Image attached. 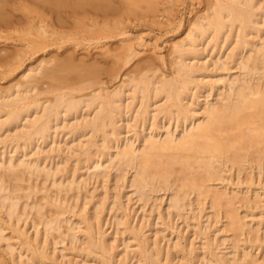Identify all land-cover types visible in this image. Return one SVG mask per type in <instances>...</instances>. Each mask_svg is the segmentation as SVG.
<instances>
[{"label":"bare ground","instance_id":"6f19581e","mask_svg":"<svg viewBox=\"0 0 264 264\" xmlns=\"http://www.w3.org/2000/svg\"><path fill=\"white\" fill-rule=\"evenodd\" d=\"M166 1L163 4L169 3L168 8L171 9L179 0ZM155 2L0 0V43L3 40L7 42L13 35L23 42L20 49L0 51V79L9 78L16 72L19 76L6 89L0 90V132L3 131L5 135L0 140L3 148V153L0 151V250L1 243L8 242L6 250L3 248L1 252L8 256L10 264L53 262L54 255L49 254L52 251L49 252V246L53 244L56 247L65 240H69V244H81V250L85 247L83 254L94 256L97 264H116V257L120 254L117 255L115 240L106 239L107 234L102 229L106 221L103 220L105 211L112 212L113 224L117 228L129 232L128 240L136 242V246L131 241H126L123 246L125 249L137 247L133 254L144 264H197L199 259L204 264H243L253 258L250 253L254 245H257V250L264 245L263 236V239L249 237L252 232L250 229L246 231L249 227L244 224L246 215L241 217L238 212L242 206L252 210L264 209V0L206 1L203 11L188 23L184 37L170 47L169 77L158 72V68H149L147 63L149 70L144 74L139 71V75L134 77L132 75L136 70L127 71L125 74L131 72L132 75L125 77L128 78L125 81L120 79L119 85L111 90L104 87L109 80L98 87L102 82L96 81L102 75L99 76L98 71L102 70L110 77L108 72L112 69L110 73L113 75L115 71L113 78L117 80L122 70L118 72L116 69L128 65L141 52L136 51L128 36L125 38L127 43L121 44L117 53L113 50L111 55L112 51L106 49L98 56L102 60L107 56L104 61L110 57L112 67H107L108 63L107 66L98 63L110 71H103V67L94 62L97 70L87 58L89 64L84 62L85 58H81L83 64L80 58L79 65V62L75 65L72 62L77 48L81 51L102 48L106 46L100 43L102 40H111L114 35L126 36L128 33L124 26L127 18L133 15L139 17L143 6L146 13L142 11V19H147V13L157 14L160 4ZM162 10L158 11L163 13ZM109 14L120 19L109 20ZM148 21L149 26L151 20ZM181 23L176 24L177 27ZM163 27L166 28V25ZM3 33L6 35L3 36ZM66 44L72 46L74 53L67 52L63 56L58 52L50 54L54 50H64ZM210 56L211 60H207ZM94 60L97 59L91 61ZM31 61L34 65L25 66L26 62ZM159 61L164 63L162 57ZM234 70L238 73H233L236 76L232 74V77L230 72ZM152 71L153 74L149 73ZM217 73L225 76L216 78L213 74ZM95 82L99 84L93 89ZM130 113V119L126 120ZM62 124L61 129H68L71 138L68 139L74 138V144L78 141L76 146L71 141L67 143L70 148L61 141L67 152L76 153L74 157V153L68 155L71 159L75 158L72 161L74 165H69V169L70 158L65 160L64 157L61 163L50 162L58 158L61 151L66 152L60 147L62 143L58 144L55 140V134ZM121 129H127L126 133L132 132V138L121 139ZM87 135L89 139L85 142L81 138ZM42 145H46V149H42ZM72 146L76 147L73 152ZM8 148L11 150L6 153ZM9 154L12 156H7ZM83 170L85 172L82 173ZM231 177L235 178L236 183H230ZM111 180L115 190L120 187L124 191L125 188L133 189L132 193L137 195L135 200L141 203V209L147 206H152L153 211L160 209L159 202L163 198L158 200L156 195L162 192L168 194L169 201L165 205L168 218L173 220L172 217H177L187 221V217L191 216L195 222L192 226L197 229L195 237L204 241L201 243L203 251L200 250L204 252L202 258H199L202 252L199 254V249L195 248L197 245L192 242L182 247L178 238L171 246L173 250L182 248L173 254L171 246L169 249L172 252L164 251L159 246L162 239L153 238L151 241L145 236L143 223H140L139 230L135 225L131 226L132 211L126 209L129 207L127 204L126 208L122 204L124 198L122 200L118 193L110 197L112 194L108 192L110 189L107 185ZM91 181L100 185L101 189L104 187L103 197L99 195L101 199H97V192H93L98 187L93 186L94 190L87 191ZM244 186L245 192L241 190ZM192 195L194 200L190 198ZM89 205H92L91 211ZM206 206L210 211L214 210L217 222L222 216L225 220L223 230L233 235L229 233L234 238L231 240L235 243L236 256L233 254L235 257L231 256V260L218 248L217 236L213 234L214 239H209L208 228L204 229L200 224L202 222H198ZM187 211L192 215L185 216ZM158 215L157 220L165 223L164 215ZM73 218L77 219L75 226L71 223ZM208 218L206 221H209ZM222 219L220 221L223 222ZM28 220L31 224H28ZM26 222L34 229L35 237L27 232ZM209 225L212 226L211 223ZM80 226L84 231L80 237L84 238L83 243H79ZM258 229L253 230V236ZM7 230L10 231V238L4 236ZM242 236L245 237L242 241L248 245L243 250V245H239V237ZM216 240L217 246L214 244ZM12 241L17 242L14 245ZM239 247L242 255L237 252ZM129 251H126L127 256ZM14 253L18 255V263ZM23 257L26 262L21 261ZM0 264L5 263L0 261Z\"/></svg>","mask_w":264,"mask_h":264},{"label":"rangeland","instance_id":"374dc122","mask_svg":"<svg viewBox=\"0 0 264 264\" xmlns=\"http://www.w3.org/2000/svg\"><path fill=\"white\" fill-rule=\"evenodd\" d=\"M151 1H157V2H155V3H158V4H160V5H158L159 7H157V14L158 15H160V16H163V18H161L160 16H159V19H157V14L156 13H154L155 15H153V13H150V14H152L151 16H150V14H148L147 13V15L145 16V17H147V19L146 18H144V19H142L143 17L141 16L140 17V15H141V13H142V11L144 12V13H146L145 12V9H144V6L141 8V9H143V10H141L140 12L141 13H139V17H137L138 15H133V16H130V17H128L127 18V20H126V24H125V30L127 31V33L129 34H126V36H123V37H121V36H118V35H114L113 37H115L116 39H114L113 37L111 38V40H109V39H106L105 41H101L100 43H102V45H106V46H102V48L104 49V50H102V48H95V49H88L87 51L85 50V51H81V49H79V48H77V49H75V53H74V50H73V48H72V46H70V45H67L66 44V47L64 48V50H61V51H52V53H50L51 55H55V53L56 52H58L60 55H64V54H66L67 52H71V53H74L75 55H74V57H75V60H72V62H73V64L74 63H78L77 65H79L80 64V61H79V58H80V60H81V63H82V59L81 58H85L84 59V62L86 63V61L87 60H89V61H87L88 62V64L90 63V64H92V66L93 67H95L94 65H96L94 62H97V66H100L101 64L100 63H103V65H106L107 66V63H108V66L107 67H109V65L112 67L113 66V63H111L110 64V62H112V60H110V57L108 58L109 60H105L104 61V58H106V57H104V55H103V60L102 59H100V57H98V56H101V54L103 53V51H105L106 49H108L110 52H111V55H112V53L115 51V53H117V51H118V48L119 47H121L124 43H127V42H125V38L127 37V38H130L132 41H131V43L132 44H134L135 45V48H136V51L139 53L140 51V53L138 54V56L137 57H135L133 60H131L130 61V63H128V65H126L125 67L124 66H122L121 68H120V66H117V67H119L120 68V70L119 69H116V67H114V69H116L118 72H120L121 70V72H120V74L116 71V73H118L119 75H118V79L116 80L115 78H113V77H115V76H113L114 75V72H113V75H112V73H110V72H112V69H108L110 72H108V76H110V77H107L106 75L107 74H105V72L104 73H102V70H100V71H98L99 72V76H100V74H102L99 78H98V80H96V81H102L103 82V84H102V82H101V84H99V83H97L96 84V82H95V84H93V86H92V88L93 87H95L96 88V86L98 85V87H102V85H104L105 84V82L106 81H108L109 80V82H106V85H107V87H106V85H104V87L105 88H107V89H112V88H114V86L116 87L117 85H119L118 83L120 82V79H122L121 81H125V79L127 80L128 78H125V77H128L129 76V74L134 70H136L134 73H133V75L132 74H130V76L132 75V76H138L139 74H137V72H139L140 71V73L142 74V71H143V74L145 73V71H147V70H149L148 69V66H147V63H148V65H149V68H151V66L153 67L152 69H155L156 68V70H157V68H158V72H161V73H163L165 76H167V77H169L170 76V72H171V67H169L170 66V62H171V57H170V47H171V45L173 44V43H175V42H178V41H180L183 37H184V35H185V32H186V30H187V25H188V23L190 22V20L192 21V18L194 19V17L195 16H197V14L199 15L200 14V12H202L203 11V7H204V5H205V3H206V1H208V0H179V1H177V2H175L173 5V7L171 6L170 8L171 9H169L168 8V6H170V4L168 5V4H163V3H165L164 1H166V0H151ZM161 1V2H160ZM168 1V0H167ZM167 1H166V3H167ZM197 1V2H196ZM160 2V3H159ZM162 5H167V6H162ZM163 7H164V9H166V10H168V14H169V11H171L172 10V14L170 13V16H168V14L166 13V10H164L163 9ZM160 9V11L162 10V11H164L163 13H164V15H162L163 13L162 12H159L158 10ZM160 14H159V13ZM143 13V14H144ZM162 13V14H161ZM167 15H166V14ZM113 15V14H112ZM111 14H109L108 16H107V19H109V20H111L112 19V21H116V20H118V18L120 19V17H116L115 15H113L112 16ZM145 15V14H144ZM143 15V16H144ZM149 15V16H148ZM155 16H156V19H155ZM194 16V17H193ZM133 17H135L136 19H138V20H136L135 21V18H133ZM149 17V18H148ZM123 18V17H122ZM168 18V19H167ZM124 20L126 19L125 17L123 18ZM131 19H134V21L133 22H130L131 21ZM143 20V23H142V20ZM146 19V22L150 19L151 20V23L149 24V26H148V24L144 21ZM128 20H130V21H128ZM139 20L141 21V22H139ZM166 20H168V21H166ZM172 20H173V22H172ZM182 22L181 23V27L180 26H178V27H180V28H178L177 27V25L176 24H179V22ZM138 22L139 23H141V24H138ZM149 22V21H148ZM153 22H155L154 23V25H152V23ZM157 22H160V23H157ZM166 22H169L170 23V25H171V22H172V25L170 26L169 25V23L167 24ZM129 25H128V24ZM145 23V24H144ZM156 23L157 24H159L161 27H156V26H159V25H156ZM147 24V25H146ZM163 24V25H162ZM132 27H131V26ZM137 26V27H135L134 28V26ZM139 25V26H138ZM166 25V28L165 27H163V26H165ZM167 25L169 26V28H167ZM129 26V27H128ZM177 28H176V27ZM132 29V30H131ZM172 30V32L171 33H169L170 31ZM68 31H70L69 29H68ZM167 31V32H166ZM175 31V32H174ZM177 31V32H176ZM12 32V31H11ZM130 32V33H129ZM140 32V33H139ZM4 33H8V32H4ZM3 33V36H5L6 34H4ZM169 33V34H168ZM14 34V33H13ZM135 34V35H134ZM137 35V36H136ZM14 36H16V35H13V37L12 38H10L9 40H7V42L6 41H1V43H0V51H2V50H5V51H8V52H10V51H14V48L15 49H17V47H18V49H20V48H22V41H21V39H17L18 37H14ZM141 36V37H140ZM113 39V40H112ZM109 40V41H108ZM141 40V41H140ZM19 41V42H18ZM140 41V42H139ZM3 42V43H2ZM22 42V43H21ZM105 42V43H104ZM139 42V43H138ZM140 43L142 44L141 46V48H140ZM122 44V45H121ZM108 47V48H107ZM68 48V49H67ZM71 50H73V52L71 51ZM79 50H80V52H79ZM82 50H84V49H82ZM114 50V51H113ZM117 50V51H116ZM215 52H216V50L214 51V55H215ZM54 53V54H53ZM101 53V54H100ZM68 54H70V53H68ZM67 54V55H68ZM82 54V55H81ZM205 56L207 55V54H204ZM214 55L212 56V58L214 57ZM79 56V57H78ZM84 56V57H83ZM90 56V57H89ZM109 56V55H108ZM204 56V57H205ZM160 57H162L163 58V60H164V63H162V62H160L159 61V58ZM86 58H87V60H86ZM90 58V59H89ZM93 58L95 59H97L98 60V58H99V60L97 61V60H94L93 62L91 61V60H93ZM147 58V59H146ZM208 58H209V60H211V56L210 57H207L206 59L208 60ZM155 59V60H154ZM152 60V61H151ZM213 60V59H212ZM115 61V60H114ZM113 61V62H114ZM145 61V62H144ZM151 61V62H150ZM100 62V63H99ZM104 62H105V64H104ZM150 62V63H149ZM157 62H158V64H157ZM160 62V63H159ZM84 63V64H85ZM100 65H99V64ZM145 63H146V65H145ZM30 64H32V65H34L33 64V61H31L30 63L29 62H26L25 63V66H29ZM83 64V63H82ZM94 64V65H93ZM151 64V65H150ZM75 65V64H74ZM86 65V64H85ZM144 65V66H143ZM157 65V66H156ZM92 66L90 67V66H88L89 68H92ZM145 66H147V67H145ZM87 67V65L85 66V68ZM103 67V66H102ZM101 66H100V68H102ZM107 67H103L102 69H103V71H105L106 69H107ZM135 67V68H134ZM141 69H140V68ZM95 68H97V67H95ZM106 68V69H105ZM133 68V69H132ZM105 69V70H104ZM113 69V70H114ZM128 69V70H127ZM151 69V70H152ZM97 70H99L98 68H97ZM108 70H106V71H108ZM150 70V71H151ZM127 71H131L128 75L127 74H125V73H127ZM153 71H155V70H153ZM153 71L152 72H149V73H152L153 74ZM148 72V71H147ZM107 73V72H106ZM148 73V74H149ZM236 74L237 75V71H235L234 70V72H230V75L232 76V74ZM65 74V73H64ZM104 74V75H103ZM122 74L123 75H125V76H122ZM147 74V75H148ZM152 74H150V75H152ZM233 74V75H234ZM213 75H215L216 76V78H218L219 77V75H222V76H225V74H220V73H217V74H213ZM236 75H234V76H236ZM106 77V78H105ZM117 77V76H116ZM233 77V76H232ZM18 79L19 78V76H18V72H16V73H14V74H12V76L11 77H9V78H6V79H4V80H1L0 79V90H4V89H6L7 88V86H9L10 84H12L13 83V81L14 80H16V79ZM110 78H111V80H110ZM100 79V80H99ZM102 79V80H101ZM104 79V80H103ZM112 79H113V81H112ZM12 82V83H11ZM111 82V83H110ZM109 83V84H108ZM9 84V85H8ZM95 85V86H94ZM94 89V88H93ZM88 90V89H87ZM87 90L85 91L86 93L85 94H87ZM90 90V89H89ZM92 90V89H91ZM89 93V92H88ZM48 97H51L50 95L48 96ZM201 101L203 100V98H201L200 99ZM83 113V112H82ZM132 115V113H130V114H128L126 117H125V119L127 120V119H130V116ZM129 116V117H128ZM133 117H134V114H133ZM68 121V120H67ZM67 121H66V123H67ZM69 125V124H68ZM63 126V124L60 126V128H59V131L55 134V136H56V138H55V140H56V142H58V144H61L60 145V147L65 143V146H67V147H69L68 145L69 144H67V143H69L70 141L72 142V141H74V138L72 139V140H69V139H71L70 138V136L68 135V129H61V128H63L62 127ZM118 126H120V125H118ZM121 126L123 127V125L121 124ZM145 129H146V127H145ZM125 130H127V129H121V131H122V134H121V136H120V138L121 139H126V138H132V136H133V133L131 132V134H130V132L129 133H126L127 131H125ZM142 129L140 128V130H139V132L141 133L142 131H141ZM61 131H63V132H61ZM65 131H66V133H65ZM125 131V132H124ZM131 131H133V130H131ZM145 131H147L148 132V130L146 129ZM61 134H60V133ZM4 134V132L2 131V132H0V140L1 139H3V138H1V137H4L5 135H3ZM125 133V134H124ZM65 134L68 136V137H66L65 136ZM128 134V135H127ZM3 135V136H2ZM59 136V137H58ZM65 136V137H64ZM64 137V138H63ZM69 138V139H68ZM134 138V137H133ZM69 141H68V140ZM82 140H84L85 142L86 141H88V139H89V135H87V136H85L84 138H81ZM68 141V142H65V141ZM78 140H80V139H78ZM61 141H63V142H61ZM76 143H78V141L76 142L75 141V144H74V142H72V145H75L76 146ZM101 144V143H100ZM99 144V145H100ZM32 145H34V143L32 144ZM43 146V145H42ZM64 146V145H63ZM63 146H62V148L61 149H64L63 148ZM71 146V145H70ZM44 148H42V149H46V145H44L43 146ZM2 147L0 146V149H1ZM70 148V147H69ZM74 148H76V147H73L72 146V149H71V151L73 152V150H74ZM79 149V148H78ZM3 150V148L0 150V151H2ZM8 150L9 151H6V153H8V152H10V150H11V148H8ZM31 149H29L28 151H30ZM67 150V148L66 149H64V151H66ZM68 150H70V149H68ZM69 152V151H68ZM67 151L66 152H63V151H61L60 153L61 154H59V157L58 158H54L53 160L51 159L50 160V162L51 163H61L65 158V160H67V159H69L70 157L69 156H72V154L74 153H71V152H69V153H71V154H69ZM2 153H3V151H2ZM12 154H14V153H12ZM76 153H74L73 154V156L72 157H74V155H75ZM69 155V156H68ZM7 156H12V155H7ZM68 156V157H67ZM65 157V158H64ZM63 158V159H62ZM73 159V160H72ZM70 158V160H69V162H68V165H67V169H69V165H70V167L72 166V165H74V162H72V161H74L75 160V158ZM62 160V161H61ZM72 164V165H71ZM83 172H85V170H83L82 171V173ZM256 172V171H255ZM112 173V175H114V171H112L111 172ZM130 174H132V173H130ZM129 174V175H130ZM241 177H242V175H241ZM263 177H264V173H263ZM231 179V182L230 183H236V180H235V178H233V177H231L230 178ZM234 180H235V182H234ZM233 181V182H232ZM263 183H264V178H263ZM111 183H113V180H111L110 182H109V184L107 185L108 186V190L110 189V191H108L109 193H111L112 195H110V197L111 196H113V195H115V194H121V199L123 200V198H124V200L122 201V204H124V207L126 208V204H127V207L129 206V207H131V208H126L127 210H130L129 212H131L130 213V217H131V226H134L135 225V228L136 227H138L137 228V230H139V227H141L140 225L143 223H145L144 225L142 224V226L143 227H145L144 228V233H145V236H147V237H149L150 239H151V241L153 240V238L155 239V238H157V239H162V240H160V242H159V246H161V248H163V250L164 251H167V252H169L170 251V249H171V247L172 246H174L173 245V243H175V241H177L178 240V238H179V242H181L180 243V245L183 247H187L191 242L194 244V245H197V246H195V248H198L199 249V251H198V253L199 254H201V252L203 251V249L201 248L202 247V245H201V243L202 242H204V241H202V239H200L201 240V242H200V240H199V238H196L195 237V232H197V229L194 227V226H192V225H195L194 223V220L192 219L191 220V216H188V215H192V213H189L188 214V212L189 211H187V213L185 214V216H188L187 218V221H185V219H183V218H177V217H172L173 218V220L171 219V218H168V216H167V212L165 211V207L167 208V206H165V205H167L166 203H168V201H169V199H168V194L166 195V194H164V192H162V193H158V195H156L155 197L156 198H158V200H161L162 198V201L161 202H159V201H157V202H159V203H161V204H159V203H156L157 205L159 204L160 206H158V207H160V209H156L155 208V210L153 211V207L151 206H147L145 209H141V203L140 202H138V201H136L135 200V198H137V195H133V189H128V188H125V191L124 190H122V189H124L123 187H120L118 190H115L114 188H113V186L115 187V185L114 184H111ZM90 185V186H89ZM88 186H87V191H89V189H90V192L92 191V190H94L96 187H98V189H96V191H93L94 193L95 192H97V193H95V197L97 196V199L99 198V199H101L100 198V196L99 195H101V197H103V195H102V189L104 188H102L101 189V187H99L100 185H98V184H95L94 182H90V184H89ZM112 185V186H111ZM93 186H95V188L93 187ZM102 186V185H101ZM110 187V188H109ZM93 188V189H92ZM100 188V189H99ZM218 188H219V186H218ZM226 188H227V186H226ZM229 188V187H228ZM227 188V189H228ZM244 188H245V186L244 187H241V190L243 189V192H245V190H244ZM92 189V190H91ZM130 190V191H129ZM101 191V192H100ZM105 190L103 189V192H104ZM256 192H262V190H257ZM84 193H85V191H84ZM105 193V192H104ZM103 193V194H104ZM132 193V194H131ZM91 194V193H90ZM127 196H126V195ZM135 194V193H134ZM163 194V195H162ZM125 195V196H124ZM99 196V197H98ZM128 196H130L129 198H131V199H129V198H127ZM249 196H251V195H249ZM126 197V198H125ZM191 199H193L194 200V196L192 195L191 197H190ZM111 199V198H110ZM129 199V200H128ZM128 202H127V201ZM130 200H133V202L132 201H130ZM168 200V201H167ZM110 201H112V199L110 200ZM130 201V202H129ZM136 201V202H135ZM124 202V203H123ZM90 204H92V203H90ZM151 204V203H150ZM91 206L92 205H89L88 206V209H89V211H91L92 209H91ZM196 206V205H195ZM194 206V207H195ZM139 207V208H138ZM148 207H150V208H148ZM194 209H196V208H194ZM247 209V210H246ZM144 210H145V214H144ZM152 210V211H151ZM211 209H209V206H206L205 207V209H204V211H202L201 212V220L199 219V223L200 222H202V223H200L201 224V226L205 229V228H208V238L209 239H214V235H216L217 237H215V239L217 238L218 240H216V241H214V244L217 246V244H216V242L218 241L219 242V245H220V247H218V248H220V251H222L221 253H223V251H224V255H225V253H226V257H228L227 259L228 260H231V258L232 257H235L236 255L234 254L235 253V243H234V238L232 237L233 235H232V233L231 232H228V233H226V231L227 230H223V228H225V227H223L222 228V226L224 225L225 226V220H223L222 219V216L220 215V220L222 219L223 220V222L222 221H218L217 222V216H216V214L214 215V210L213 211H210ZM143 211V212H142ZM158 211V212H157ZM206 211V212H205ZM262 211V212H261ZM105 212H107V211H105ZM103 213V220H105L106 219V221H107V223H106V221H104V223H103V226H102V229H104V231H105V235L107 236L106 237V239H112L113 240V238H114V240H115V243H114V245L115 246H117V249L119 248V250H117L116 249V252H117V255L118 254H120V255H122V256H120V255H118L117 257H116V264H140L141 262H139L138 261V258L133 254V252L134 251H136L137 250V247H134V246H136V242H134V241H131V240H128V239H130L129 237V232H126V231H122L121 229H119V228H117V226L115 225V224H113V222H114V219H113V214H112V212L110 213V212H107V213H109V214H107V213ZM154 212V213H153ZM156 212V213H155ZM164 212V213H163ZM196 212V213H195ZM194 213L197 215L199 212L198 211H195ZM238 212L240 213V215H241V217H243L244 215H246L247 216V218H246V216H244L245 217V222H244V224H246V227L247 226H249V227H247L246 229V231L248 232L249 231V229H250V231L252 232L250 235L251 236H249L250 238H257V237H259L260 239H263V237H264V235H263V232H264V209H262V208H260V209H248V208H246V207H244V206H242V207H240L239 208V210H238ZM246 212H248V213H246ZM261 212V213H260ZM121 213V212H120ZM134 213V214H133ZM151 213V214H150ZM162 214L161 215V217L163 218V219H166V221H168L167 223H166V221H165V223H164V221L162 222L161 221V219L159 220H157V218H158V214ZM260 213V214H259ZM145 216H144V215ZM154 214V215H153ZM188 214V215H187ZM200 214V213H199ZM198 214V215H199ZM205 214V215H204ZM210 214V215H209ZM211 214H212V217H211ZM250 214V215H249ZM151 215V216H150ZM165 215H166V217L167 218H165ZM202 215H203V219H202ZM213 215H214V217H213ZM249 215V216H248ZM108 216V217H107ZM147 216V217H146ZM200 216V215H199ZM207 216L209 217L208 219H209V221H210V219H211V222H209L208 220V222L206 221V219H207ZM262 216V217H261ZM66 217H68V216H66ZM111 217H112V219H111ZM143 217H145V218H143ZM205 217V218H204ZM252 217V218H251ZM142 218H143V220H142ZM215 218V219H214ZM263 218V219H262ZM110 219H111V222H112V224H111V222H110ZM139 219V220H138ZM145 219V220H144ZM155 219V220H154ZM168 219V220H167ZM181 219H183V220H181ZM74 220V221H73ZM134 220L136 221V222H134ZM261 220H263V222L261 221ZM73 221V222H72ZM138 221V222H137ZM144 221V222H143ZM149 223H148V222ZM261 221V222H260ZM28 222V224H31V223H29L30 221L28 220L27 221ZM27 222H26V224H27ZM74 222H77V219L76 218H73L72 220H71V223H73V226H75L74 225ZM108 222H109V224H108ZM147 222V223H146ZM185 222V223H184ZM217 222V223H216ZM247 222V223H246ZM105 223H106V225H105ZM141 223V224H140ZM160 223V224H159ZM161 223H164V224H166V225H164V224H161ZM197 223V222H196ZM211 223V225L212 226H210L209 224ZM219 223V224H218ZM261 224V226L260 227H258V228H260V229H258L257 228V224ZM26 225V226H28V227H26L27 229V232L30 234V236L32 235V236H34L35 235V232H34V229L33 228H30V226L29 225ZM138 224V225H137ZM208 224V225H207ZM215 224V225H214ZM216 224H218V225H216ZM248 224V225H247ZM112 225V226H111ZM205 225L207 226V227H205ZM69 226H71V224L69 225ZM82 227V228H81ZM104 227V228H103ZM252 228H256V230L258 229V233L257 232H255L254 233V236L252 235L253 234V230H252ZM41 229V228H40ZM82 229V230H81ZM164 229H165V231H164ZM194 229H196V230H194ZM78 230H80L79 231V238L81 237L82 238V236L81 235H83V226H80L79 227V229ZM149 230V231H148ZM224 231V232H221V231ZM172 231V232H171ZM81 232H82V234H81ZM118 232V233H117ZM161 232V233H160ZM210 232V233H209ZM9 233V234H8ZM77 233H78V231H76V236L78 237V235H77ZM120 233V234H119ZM124 233V234H123ZM157 233V234H156ZM222 233H224V234H222ZM232 235H230V234ZM34 234V235H33ZM212 234V236L210 237V235ZM214 234V235H213ZM8 235H11L10 234V231L9 230H7L5 233H4V236H7L6 238H10V237H8ZM119 235V236H118ZM156 235V237H153V236H155ZM255 235H257L256 237H255ZM109 236V237H108ZM120 236H121V238H120ZM158 236V237H157ZM159 236H161V237H159ZM197 236V235H196ZM231 236V237H230ZM263 236V237H262ZM35 237V236H34ZM33 237V238H34ZM163 237V238H162ZM197 237H200L199 235L197 236ZM244 236H242V237H239V243H241V244H239L240 246L241 245H243V246H241L242 247V250L245 248V246L247 245V244H245L246 243V241H242V240H245V237L243 238ZM262 237V238H261ZM80 238V239H81ZM177 238V239H176ZM201 238V237H200ZM231 238H233L232 240H231ZM110 239V241H112ZM118 239V240H117ZM123 239V240H122ZM186 239V240H185ZM15 240V239H14ZM117 240V241H116ZM125 240V241H124ZM158 240V241H159ZM195 240V241H194ZM223 240V241H222ZM68 241V242H67ZM83 241H84V238L83 239H81V240H79V243L81 242V243H83ZM126 241H131L133 244L132 245H134V243H135V245L134 246H132V247H130L129 249H125V246H123V243H124V245H125V242ZM162 241V242H161ZM221 241V242H220ZM13 242V244L15 243V242H17V241H12ZM189 244H188V243ZM217 242V243H218ZM224 242V243H223ZM10 243H11V241H10ZM9 243V244H10ZM70 242H69V240H65L63 243H58L57 245H55L56 247H54V245L52 244V245H50L49 246V252L51 251V249H52V253L50 252L49 254L51 255V256H53L54 257V260H53V262L52 261H45V263L43 262L42 264H97V262L95 261V260H93V257L94 256H87V254L85 253V254H83L84 252H82V250L85 248V247H83V249L81 250V244H77L78 242H76V243H73V244H69ZM196 243V244H195ZM223 243V244H222ZM233 245H232V244ZM3 244V245H2ZM7 244H8V242H2L1 243V249L2 250H0V261H2V262H4L5 264H10V262H9V258H7L8 256H6L4 253H2L1 251H3V248H4V250H6V246H7ZM12 244V243H11ZM127 244H131V243H128L127 242ZM15 245V244H14ZM71 245H73V248H72V246ZM75 245V246H74ZM78 245H80V247H77ZM172 245V246H171ZM200 245V246H199ZM218 245V246H219ZM223 245V246H222ZM84 246V245H83ZM171 246V247H170ZM51 247V248H50ZM52 247H54V248H52ZM76 247V248H75ZM168 247V248H167ZM182 247H180V249H177V250H173V247H172V250L174 251V252H172V250L170 251V252H172L173 254L174 253H176L178 250H181V248ZM232 247H233V249L234 250H232ZM241 247H239V249L240 250H238L237 252H238V254H239V252L241 251L242 252V250H241ZM247 247H248V245H247ZM254 247H256V248H254ZM260 248H258V250H257V245H254L253 247H252V250H251V253H250V256L251 257H253L254 258V261L253 262H251L252 260H253V258H250V260L251 261H248L247 263L245 262V263H243V264H249L250 262V264H254V262H255V260H256V262H257V264H263V261H264V245L263 246H259ZM16 248V247H15ZM71 248L73 249L72 251H71ZM74 248H75V250H74ZM77 248H79V249H77ZM170 248V249H169ZM189 248V247H188ZM187 248V250H189ZM54 249V250H53ZM224 249V250H223ZM81 250V251H80ZM128 250H130V251H132V252H128V256H127V252L126 251H128ZM200 250H202V251H200ZM233 251V253L231 254V252ZM79 251V252H78ZM121 251V252H120ZM16 252V251H15ZM82 252V253H81ZM124 252H125V254H124ZM167 252H163V253H167ZM240 252V254L239 255H242V253ZM16 253H18V251L16 252ZM130 253H132V255H133V257H131L132 255L130 254ZM203 253L204 252H202V254H201V256L199 257V258H202V255H203ZM227 253H228V256H227ZM4 254V255H3ZM129 254H130V256H129ZM231 254V255H230ZM235 255V256H232V255ZM14 255H15V253H14ZM17 255V254H16ZM16 255H15V259H16V261H17V263L19 262V258L17 259L16 258ZM81 255V256H80ZM83 255V256H82ZM86 257H85V256ZM230 255V256H229ZM56 256V257H55ZM179 256V255H178ZM232 256V257H231ZM249 256V257H250ZM17 257H18V255H17ZM91 257V258H90ZM249 257H248V259H249ZM86 258V259H85ZM230 258V259H229ZM242 258V257H241ZM8 259V260H7ZM22 259H24V257L22 258ZM88 259V260H87ZM121 259H123L122 261H121ZM136 259V260H135ZM7 260V261H6ZM119 260V261H118ZM6 261V262H5ZM21 261H25V259L24 260H21ZM26 262V261H25ZM119 262V263H118ZM122 262V263H121ZM137 262V263H136ZM201 262V263H200ZM203 261L201 260V259H199V262L197 263V264H204V263H202ZM255 262V263H256ZM262 262V263H261ZM12 264V263H11ZM141 264H144V263H141ZM242 264V263H241Z\"/></svg>","mask_w":264,"mask_h":264}]
</instances>
